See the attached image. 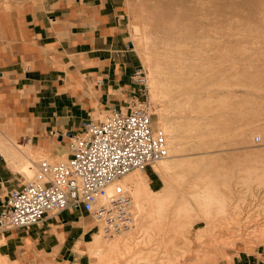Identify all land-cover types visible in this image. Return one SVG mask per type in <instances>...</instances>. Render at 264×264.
<instances>
[{"label":"rangeland","instance_id":"374dc122","mask_svg":"<svg viewBox=\"0 0 264 264\" xmlns=\"http://www.w3.org/2000/svg\"><path fill=\"white\" fill-rule=\"evenodd\" d=\"M121 7L141 70L137 97L150 102L152 126L166 137L168 154L161 161L170 163L169 189L150 239L144 227L151 218L140 216L129 231L102 235L105 245L119 247L97 256L80 250L85 264H230L246 254L255 255L248 256L250 264H262L264 0H121ZM105 115L95 111L92 117ZM7 129L0 125V139ZM14 133L0 141L6 154H28L13 146L19 143ZM41 158L47 157L32 160ZM31 167L24 182L36 175ZM145 169L158 181L149 187L161 193L164 176L152 165L132 171ZM204 188L224 201L225 213L205 210L195 197ZM200 227L208 229L201 241Z\"/></svg>","mask_w":264,"mask_h":264},{"label":"crops","instance_id":"0c3cea01","mask_svg":"<svg viewBox=\"0 0 264 264\" xmlns=\"http://www.w3.org/2000/svg\"><path fill=\"white\" fill-rule=\"evenodd\" d=\"M121 10V0H0V125L9 128L0 141L15 131L34 167L38 160L32 159L41 156L65 161L68 135L82 119L126 108L139 95L138 60ZM3 145L0 210L8 191L26 183L15 165L26 160L24 153L14 158ZM144 173L156 188L157 179ZM97 232L82 209L49 213L28 228H0V257L20 264H85L80 250ZM248 256L255 255L230 264H250ZM258 260L264 264V257Z\"/></svg>","mask_w":264,"mask_h":264},{"label":"built area","instance_id":"2783aa9c","mask_svg":"<svg viewBox=\"0 0 264 264\" xmlns=\"http://www.w3.org/2000/svg\"><path fill=\"white\" fill-rule=\"evenodd\" d=\"M140 74L137 69L136 78ZM69 135L65 161L39 159L34 179L8 191L0 210L1 229L28 228L69 208L89 214L106 236L134 226L132 199L120 180L168 154L164 132L152 126L150 102L134 96L126 108L82 119Z\"/></svg>","mask_w":264,"mask_h":264},{"label":"bare ground","instance_id":"6f19581e","mask_svg":"<svg viewBox=\"0 0 264 264\" xmlns=\"http://www.w3.org/2000/svg\"><path fill=\"white\" fill-rule=\"evenodd\" d=\"M139 40L142 43H144L146 41V34L142 33L141 36L139 37ZM159 126L161 127V125ZM69 138L71 139L72 137ZM13 146L21 151L27 149L21 146L19 143L18 146L16 145ZM24 156L26 157V160H18L15 165L20 171H22L25 174V176L30 177L33 172L31 167L33 162L31 161V159L28 158V156L25 153ZM169 166L170 163L168 161H161V160L157 164H152L153 171L159 175L164 176L163 179L164 187L161 193L156 192L157 193L156 194L149 187L144 172L131 171L128 174H126L124 178L122 177L120 180V182L122 183L124 188L128 191L132 199L134 219L136 218L135 220H137V218L140 216L143 217L146 216L151 218V224L144 227L146 239L151 238L149 231L152 230L153 227H158V225L155 223L157 221H160L159 219H161L163 210L165 208V204L167 200V192L169 189V178L165 176V174L168 172ZM195 197L198 200H200V202H202V204L205 206L206 211H208V208L211 206L215 207L218 213H225L226 211L224 201L218 198L209 189L204 188L201 190H197L195 192ZM202 229H203L202 227L197 229V238L200 241L204 237L203 235L208 231V229L207 230L204 229L202 230ZM102 235L103 233L101 230L93 235L92 241L87 243V247L85 249V252L87 254H89L90 256L92 255L97 256L99 255V253L105 250V248L109 249L113 247H119L118 244H111V246L105 245L104 244L105 240L103 239ZM122 245H124L123 246L124 249H127L129 247L128 242L126 241H124ZM0 264H5V261L2 260V258L0 260Z\"/></svg>","mask_w":264,"mask_h":264}]
</instances>
